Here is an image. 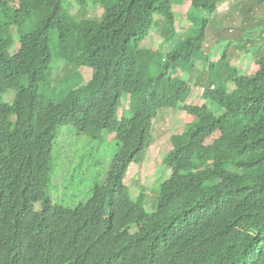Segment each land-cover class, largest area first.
<instances>
[{"label":"trees","instance_id":"1","mask_svg":"<svg viewBox=\"0 0 264 264\" xmlns=\"http://www.w3.org/2000/svg\"><path fill=\"white\" fill-rule=\"evenodd\" d=\"M102 1L107 11L92 20L70 14L62 0H0V264H264V51L246 74L228 60V46L211 61L204 44L222 0H192L186 20L195 8L207 18L200 28L187 22L193 29L153 76L160 51L141 56L138 46L157 15L169 40L177 33L183 16L175 17L174 0ZM13 25L21 41L14 55ZM53 31L67 65L93 69L91 80L60 102L46 101L39 90L52 83ZM243 43L244 37L236 41ZM197 60L210 69L203 96L212 106L187 104L191 84L167 77L182 65L194 70ZM220 71L225 84L214 87L212 73ZM10 89L16 94L7 103L2 97ZM123 94L132 97L130 119L118 117ZM164 107L193 120L173 137L165 160L173 174L149 213L132 200L124 176L152 143V125ZM65 124L79 132L115 131L122 144L106 183L75 207L55 204L49 190L53 145ZM98 215L105 221H96Z\"/></svg>","mask_w":264,"mask_h":264},{"label":"rangeland","instance_id":"2","mask_svg":"<svg viewBox=\"0 0 264 264\" xmlns=\"http://www.w3.org/2000/svg\"><path fill=\"white\" fill-rule=\"evenodd\" d=\"M62 5L64 10L76 15L78 19H100L103 12L108 9L104 11L102 3L95 0H88L85 7L81 6L77 0H62ZM191 6L192 0H174L173 9L177 13L175 17L177 18L182 14L183 19L180 26L176 28L177 33L170 40L167 38L162 15H157V23L149 35L139 43L138 49L141 56L148 51L152 53L155 49L160 51L162 62L158 65L159 60H157L151 66L153 76H156L162 70L164 61L176 42L182 41L186 36L185 32L193 29L191 24H194L195 21H191L196 20L200 28L203 20L207 18L202 9L195 8L191 19L186 20L191 12ZM40 14L41 11L33 15V20L29 22L27 30L36 24V19ZM187 22H191V24H187ZM9 31L11 33L9 35L14 37L16 41L11 48V53H15L21 46L20 36L16 27L10 28ZM57 31H53L51 34L53 57L50 77L52 83L46 84L43 82L39 87L40 93L46 101L54 102L62 101L67 93L87 84L93 77V72L91 75L93 70L90 67L71 66L72 71L69 72L65 61L60 57L61 50ZM250 35H252V39ZM229 37L230 39H236V41L244 37V43L242 46L237 45L236 41L231 44ZM219 39L224 40L221 42L218 41ZM228 39L229 45H226L225 40ZM205 41L204 49L210 55L211 61L219 60L222 55L221 52L228 46L226 50L228 60L239 69L240 74L248 73L264 51V4L254 0L220 1L218 9L207 28ZM195 66L196 69L189 80L196 86L188 97L187 103L200 105L207 100L204 96L202 98V88L209 83L210 69L201 60H197ZM189 72H193V68L182 65L168 72V75L186 78L190 76ZM223 77L222 71L218 75L212 73L214 87L225 84L222 80ZM61 79L63 80L61 81ZM21 83L27 85V78L24 77ZM15 94L16 90L10 89L3 95L2 100L12 102ZM121 102L123 104L119 110V116H131L132 101L129 95L123 94ZM207 102H209V106H212L213 102L209 100ZM218 111L221 112V110ZM192 120L193 117L185 111L176 108L160 109L154 119L156 123L153 128L154 141L152 145L149 150L147 149L142 153L139 162H133L130 165L128 175L125 177L126 184L131 188L135 198L143 196V194L146 195L142 202L148 211L154 210V197L157 195V190L172 175L170 168L164 163L165 156L173 148L171 136L181 133L185 124ZM118 148L119 140L115 132L108 133L105 129H98L85 133L79 132L77 127L72 124L61 126L52 151L53 173L49 190L53 202L72 207L90 198L95 186L103 185L106 180L113 156L117 153ZM131 230L134 231L135 229Z\"/></svg>","mask_w":264,"mask_h":264},{"label":"clouds","instance_id":"3","mask_svg":"<svg viewBox=\"0 0 264 264\" xmlns=\"http://www.w3.org/2000/svg\"><path fill=\"white\" fill-rule=\"evenodd\" d=\"M79 3H80V5L81 6H83V7H85L86 5H87V3L86 4H83L82 2H80L79 0H77ZM95 1H98V2H101L102 3V6H103V8H104V11L106 10V7H105V5H104V3H103V1L102 0H95ZM104 13V12H103ZM74 15V14H73ZM76 16V15H75ZM102 16H103V14H102ZM102 16H101V18H102ZM77 17V16H76ZM78 18V17H77ZM101 18L100 19H93V18H85V19H92V20H101ZM12 27H16L17 28V26L16 25H13V26H11L10 28H12ZM153 29V28H152ZM151 29V30H152ZM18 30V29H17ZM150 30V31H151ZM150 33V32H149ZM19 34V33H18ZM149 35V34H148ZM147 35V36H148ZM146 36V37H147ZM145 37V38H146ZM144 38V39H145ZM143 39V40H144ZM16 42V41H15ZM21 43V42H20ZM15 44V43H14ZM14 44H13V46H14ZM12 46V47H13ZM139 47V46H138ZM174 47V46H173ZM172 47V48H173ZM20 48H21V46H20ZM20 50V49H19ZM18 50V51H19ZM139 50V49H138ZM18 51L17 52H15V53H12L13 55L14 54H16V53H18ZM52 56H53V54H52ZM159 58H160V56H159ZM65 61V60H64ZM153 63V65H154V62L155 61H152ZM161 62H162V60H161ZM196 63H197V61H196ZM204 63V62H203ZM65 65L67 66V67H71L70 65H67L66 63H65ZM74 67V66H73ZM83 67H85V66H83ZM181 67V66H180ZM91 68V67H90ZM178 68V67H177ZM70 69V68H69ZM83 69V68H82ZM176 69V68H175ZM195 69H196V67H194V70H193V73H194V71H195ZM93 70V69H92ZM172 70H174V69H170V70H168L167 71V77H172V76H169L168 75V72H170V71H172ZM70 71V70H69ZM92 72L93 71H91V75H92ZM190 73V76H188V77H186V78H181V79H188L187 80V82L188 83H190L191 84V86H192V88H191V91H190V93H189V96H190V94L192 93V91H193V89H194V87L196 86V85H194L193 83H191V81L189 80V78L191 77V74H193V73H191V72H189ZM179 78V77H178ZM91 80V79H90ZM204 87H205V85L203 86V88H202V90H204ZM126 95H129V97L131 98V101H132V97H131V95L130 94H126ZM188 96V97H189ZM202 98H203V92H202ZM188 99V98H187ZM187 99H186V103H187ZM4 101V100H3ZM207 101V100H206ZM206 101L204 102V103H206ZM4 102H6V101H4ZM12 102H13V100H12ZM12 102H7V103H12ZM204 103H202V104H200V105H203ZM208 103V102H207ZM122 104H123V102H122ZM121 104V105H122ZM187 104H189V103H187ZM192 105H199V104H192ZM121 108V107H120ZM120 108H119V110H120ZM164 108H174V107H164ZM176 108V107H175ZM176 109H178V110H180V111H182L181 109H179V108H176ZM119 110H118V117H119V119H123V118H127V119H130V118H132L133 116H134V110H133V103H132V115L131 116H128V117H120L119 116ZM11 119L13 120V121H15L16 120V116L14 115V116H12L11 117ZM155 123H156V121L155 122H153V125H152V127L154 128V125H155ZM185 127H186V124H185ZM185 127H184V130H185ZM153 128H152V134H153ZM108 133H112V132H110V131H108L107 129H105ZM184 130L181 132V133H176V134H174V135H172L171 136V142H172V144H173V148L168 152V154L165 156V158H164V163L166 164V162H165V160L167 159V157L169 156V154L171 153V151L174 149V142H173V137L175 136V135H179V134H182L183 132H184ZM115 132V131H114ZM85 133H90V131H88V132H85ZM116 133V132H115ZM116 137H117V134H116ZM118 138V137H117ZM119 140V139H118ZM153 141H154V134H153ZM152 141V142H153ZM152 145V143L150 144V146ZM121 146H122V144L120 143V141H119V148H118V151H117V153L116 154H114V156H113V159H112V162H111V165H110V169L108 170V173H107V177H106V180L104 181V183H103V185L106 183V181H107V178H108V176H109V174H111V171H112V169H113V166H114V164H115V162H116V155L118 154V152H119V150L121 149ZM150 146H149V148H150ZM149 148H148V150H149ZM148 152V151H147ZM133 162H136V161H131L129 164H128V167H127V169H126V173H125V176H124V184L127 186V184H126V179H125V177H126V175H128V171H129V169H130V165H131V163H133ZM166 166L168 167V168H170V170H171V174H173V169H172V167H169L167 164H166ZM172 176V175H171ZM167 181V180H166ZM165 181V182H166ZM164 182V183H165ZM163 183V184H164ZM162 184V185H163ZM162 185H161V187L157 190V195L154 197V200H155V205H154V210H149L148 211V209L147 208H145L149 213H152V212H154V211H156L157 210V208H158V205H159V201H160V193H161V189H162ZM96 187V186H95ZM128 187V186H127ZM129 188V187H128ZM129 190H130V196H131V198H132V200L133 201H137V200H139V201H142V200H144V198L146 197V195L145 194H143V196H138L137 198H135L134 197V194H132V192H131V188H129ZM93 194H94V191H93ZM93 194H92V196H93ZM91 196V197H92ZM89 199V198H88ZM87 199V200H88ZM86 200V201H87ZM85 201V202H86ZM82 202V201H81ZM55 204L57 203V202H54ZM80 203V202H79ZM79 203H77L76 205H78ZM61 205H64V204H61ZM75 205V206H76ZM64 206H67V205H64ZM75 206H72V207H75ZM67 207H71V206H67ZM145 207V206H144ZM35 209L36 210H40L41 209V203H36L35 204ZM96 221H98V222H101V221H105V218L103 217V216H97L96 217ZM135 229L134 231H132L131 229ZM137 230V226L136 225H134L133 227H131L130 228V231H132V232H135ZM62 253H64V247L62 248V249H60V250H58L57 252H56V254L54 255V256H58V255H60V254H62Z\"/></svg>","mask_w":264,"mask_h":264}]
</instances>
